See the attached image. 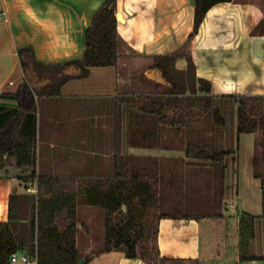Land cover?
Wrapping results in <instances>:
<instances>
[{
    "label": "crops",
    "instance_id": "1",
    "mask_svg": "<svg viewBox=\"0 0 264 264\" xmlns=\"http://www.w3.org/2000/svg\"><path fill=\"white\" fill-rule=\"evenodd\" d=\"M105 1L0 0V91L13 92L24 81L18 59L21 47L32 46L37 59L48 64L80 59L85 33L94 13ZM117 8L120 39L117 65L92 67L88 76L66 82L60 95L36 99L38 175L110 176L124 169L126 146L134 157L183 155L180 150L129 143L130 122L140 114L134 98L154 94L156 90L148 72L154 55H177V66L181 69L187 65L186 57L192 56L197 76L212 83L213 106L226 115L225 126L213 130L216 144L225 146L216 147L217 150L237 147V103L232 96H264V34L256 32L264 21V0H232L214 5L191 38L195 25L193 0H118ZM142 72L150 85L143 91L139 79ZM255 137L256 134L241 135L238 161L228 162L226 186L229 188L230 171H234V183L246 202L244 211L261 215V183L253 176ZM14 181L15 177H0L2 221L9 217L11 193L24 191L20 185L17 189ZM83 205L104 213L100 207ZM64 212L57 216L61 231L70 222L61 225L58 218ZM226 215L224 211L220 217L163 218L156 243L160 261L205 264L216 263L220 253L221 257H227L228 239L223 243L220 237L221 220ZM78 224L80 264H150L141 258H127L114 248L95 250L93 244L85 253L79 246L82 222ZM226 228L224 222V233ZM236 264H264V260L241 261L239 256Z\"/></svg>",
    "mask_w": 264,
    "mask_h": 264
},
{
    "label": "trees",
    "instance_id": "2",
    "mask_svg": "<svg viewBox=\"0 0 264 264\" xmlns=\"http://www.w3.org/2000/svg\"><path fill=\"white\" fill-rule=\"evenodd\" d=\"M193 1L195 25L190 38L198 33L214 5L232 0ZM117 2L106 0L94 13L85 33V48L80 59L48 64L37 59L32 46L18 49L24 81L15 91L0 94V171L11 164L22 171L29 170V176L37 178L38 192L11 193L8 220H0V264H11L10 256L17 251L37 257L38 264H80L82 256L76 223L80 203L105 211L107 243L114 244V248L127 258L146 261L153 258L163 218L205 217L163 211L168 197L177 193L179 178H183L179 171L177 177L168 178L167 173H173V159L163 164L154 157L126 156L124 169L110 176L46 177L37 174L36 99L60 95L66 82L88 76L92 67L117 65L120 57ZM256 32L264 34V21L257 26ZM177 59V55L172 54L154 55L149 70L156 90L154 94L134 98L140 114L130 122L129 143L180 150L183 155L173 161L190 158L216 166L219 172L216 192L208 200L212 205L215 203L216 210L209 216L220 217L227 190L228 162L238 161L241 135L256 134L253 176L261 183L263 213L254 215L242 211L238 232L240 260H264V255L245 252L250 238L255 236L256 219L264 217V96H232L237 103V147L217 150L213 130L224 127L226 118L218 108H213L212 83L197 76L192 56L186 57L187 65L183 69L177 66ZM175 204L179 207L180 201ZM63 210L71 222L61 231L57 216Z\"/></svg>",
    "mask_w": 264,
    "mask_h": 264
},
{
    "label": "rangeland",
    "instance_id": "3",
    "mask_svg": "<svg viewBox=\"0 0 264 264\" xmlns=\"http://www.w3.org/2000/svg\"><path fill=\"white\" fill-rule=\"evenodd\" d=\"M150 69V68H149ZM148 69V72L150 70ZM141 77L139 78L141 81L142 91L145 89L150 88L147 82V79L144 75V73H140ZM151 82V81H150ZM155 92V91H154ZM213 104V101H212ZM213 108H215L213 106ZM226 117V115L224 114ZM229 116V113L227 112V117ZM236 121H237V112H236ZM177 138H175V142ZM179 142V141H178ZM218 149H221L225 147L224 145L216 144ZM131 149H129L127 146L125 148V153L128 154L125 157L128 158L130 155ZM136 157H150V156H135ZM158 158V160H161V162L167 160V159H178L179 156L174 157H154ZM171 162V165L174 166L173 173H167L169 176L168 178H171L173 175L178 174L179 171L180 174H182L183 178L180 177V183L178 185V188L176 190L177 193H173L170 197H168V202L166 203L164 210L165 212L169 213H187V214H200L201 216L211 217L209 216L210 213L213 214V212L216 210V207H214L212 203H209V198L214 195L213 193L216 192V184L218 182V169L216 166H209V163L202 160L197 159H184L183 161L179 159L178 161ZM170 165V164H169ZM171 166V167H172ZM41 171V170H40ZM42 172V171H41ZM230 186L229 188V194L227 198L224 201L223 206H221V211L226 212V215L224 219L221 220L224 230V222L226 223V231L225 233L221 234V241L224 243L226 239L228 242L229 250L225 252L227 257L223 258L220 257L219 259H216L215 262L209 261L205 264H236V261L239 259L240 256V246H239V232H238V218L242 211H244L246 206V202L244 198H241V192L239 191V186L234 183V171H230ZM236 174L238 175V170L236 171ZM30 171H22L20 168H17L15 164L8 165L6 170L0 171V177H7L12 178L15 177L14 183L16 184V188L21 190H24L22 192H26L27 194H33L37 193V178H32L29 176ZM177 177V175H176ZM217 178V179H216ZM167 179V178H166ZM20 182V184H19ZM20 185V186H19ZM27 185L30 188H26ZM26 188V189H25ZM245 191L247 189L245 188ZM18 192V191H17ZM240 192V194L238 193ZM45 196H48L46 194ZM245 196L248 197L247 193L245 192ZM180 201V206L177 207L175 202ZM81 204V205H80ZM78 206L79 213L76 217V223L77 227L79 226L78 222H82L80 225L82 233L79 234V246L83 249V251L86 253L88 250V247L90 244H93V248L97 250L98 247L105 249H113L114 244H109L105 240V211L102 213L100 209L98 208H87L83 204L80 203ZM181 204H185L181 206ZM77 209V210H78ZM63 214L59 215V221L62 223H66V221L71 222V218H69L66 210ZM99 212V214H98ZM67 215V217H66ZM70 222H68L70 224ZM63 227V226H62ZM85 230L87 233H85ZM78 236V235H77ZM115 249V248H114ZM245 252L254 254H264V217L259 218L256 220L255 225V236L253 239L250 238L248 249L245 250ZM123 254V253H122ZM234 256V257H233ZM150 264H178V263H168V262H162L160 261V258L158 256L157 249L154 247V253L153 258L149 260ZM181 264V263H179Z\"/></svg>",
    "mask_w": 264,
    "mask_h": 264
},
{
    "label": "built area",
    "instance_id": "4",
    "mask_svg": "<svg viewBox=\"0 0 264 264\" xmlns=\"http://www.w3.org/2000/svg\"><path fill=\"white\" fill-rule=\"evenodd\" d=\"M0 94L2 92L0 91ZM11 264H38L37 257H32L26 251H17L10 256Z\"/></svg>",
    "mask_w": 264,
    "mask_h": 264
}]
</instances>
